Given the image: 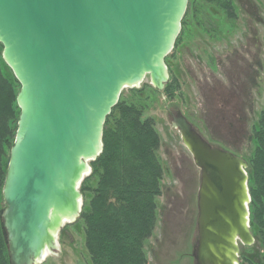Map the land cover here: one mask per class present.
Listing matches in <instances>:
<instances>
[{"label":"water","instance_id":"obj_1","mask_svg":"<svg viewBox=\"0 0 264 264\" xmlns=\"http://www.w3.org/2000/svg\"><path fill=\"white\" fill-rule=\"evenodd\" d=\"M189 0H0L2 57L21 88L3 187L11 264H38L82 210L80 184L103 149L122 90L149 76L162 91L165 58ZM171 125L200 169L196 264H239L250 227L248 162L212 145L177 111Z\"/></svg>","mask_w":264,"mask_h":264},{"label":"rangeland","instance_id":"obj_2","mask_svg":"<svg viewBox=\"0 0 264 264\" xmlns=\"http://www.w3.org/2000/svg\"><path fill=\"white\" fill-rule=\"evenodd\" d=\"M218 1H188L180 44L167 59L170 76L165 87L173 86L171 97L164 93L165 87L155 88L149 76L120 94L122 101L139 107L144 101L145 115L153 120L161 139L159 156L165 174L157 222L145 246L147 264H196L201 174L171 125L172 114L180 111L212 145L248 163L254 153L253 130L264 109V0ZM228 1L234 10H228ZM76 221L63 225L57 233V249L38 264L90 261L84 227ZM254 238L252 245L240 243L239 264H264L258 233Z\"/></svg>","mask_w":264,"mask_h":264},{"label":"trees","instance_id":"obj_3","mask_svg":"<svg viewBox=\"0 0 264 264\" xmlns=\"http://www.w3.org/2000/svg\"><path fill=\"white\" fill-rule=\"evenodd\" d=\"M227 8L234 10L229 1ZM187 13L172 51L180 44ZM170 54L165 58L167 66ZM20 88L1 51L0 264H11L2 221L3 187L20 115L17 104ZM172 90L173 86L167 84L164 93L171 97ZM141 102L139 107L119 97L105 121L102 152L90 162L91 173L80 184L83 203L76 223L82 224L85 231V246L90 257L86 264L148 262L145 246L157 222L158 196L162 194L165 169L159 156V133L153 120L145 115L144 101ZM253 137L255 149L248 163L250 227L253 235L258 233L260 237L264 261V109L254 127Z\"/></svg>","mask_w":264,"mask_h":264},{"label":"flooded vegetation","instance_id":"obj_4","mask_svg":"<svg viewBox=\"0 0 264 264\" xmlns=\"http://www.w3.org/2000/svg\"><path fill=\"white\" fill-rule=\"evenodd\" d=\"M194 250V249H193Z\"/></svg>","mask_w":264,"mask_h":264}]
</instances>
